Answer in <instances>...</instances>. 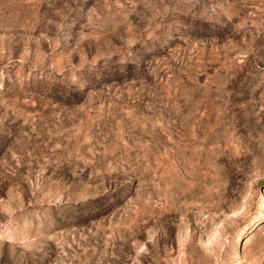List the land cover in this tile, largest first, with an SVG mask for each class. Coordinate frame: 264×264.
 I'll return each mask as SVG.
<instances>
[{
	"label": "rangeland",
	"instance_id": "rangeland-1",
	"mask_svg": "<svg viewBox=\"0 0 264 264\" xmlns=\"http://www.w3.org/2000/svg\"><path fill=\"white\" fill-rule=\"evenodd\" d=\"M0 264H264V0H0Z\"/></svg>",
	"mask_w": 264,
	"mask_h": 264
}]
</instances>
